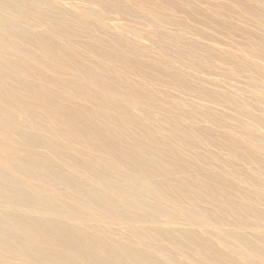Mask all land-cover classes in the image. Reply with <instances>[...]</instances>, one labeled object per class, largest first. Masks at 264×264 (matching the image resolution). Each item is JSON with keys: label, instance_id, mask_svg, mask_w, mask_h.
I'll list each match as a JSON object with an SVG mask.
<instances>
[{"label": "bare ground", "instance_id": "6f19581e", "mask_svg": "<svg viewBox=\"0 0 264 264\" xmlns=\"http://www.w3.org/2000/svg\"><path fill=\"white\" fill-rule=\"evenodd\" d=\"M97 1L0 0V264H264V0Z\"/></svg>", "mask_w": 264, "mask_h": 264}, {"label": "rangeland", "instance_id": "374dc122", "mask_svg": "<svg viewBox=\"0 0 264 264\" xmlns=\"http://www.w3.org/2000/svg\"><path fill=\"white\" fill-rule=\"evenodd\" d=\"M58 6L61 8L68 10L72 14H80L81 10L84 9L87 11V13L94 14L100 10V5L98 4L97 0H54ZM58 1V2H57ZM179 14H181L179 12ZM135 19L140 17L136 15L134 17ZM135 22V21H134ZM132 24V25H131ZM125 29V39L129 41L132 44H135L137 46H143V47H150L154 44L155 38L151 35H148L146 33H141L139 31H136L133 29V21L132 20H123L119 19L117 17H110L107 19L106 24L104 25L103 32L107 33L109 36L116 37L119 33H121L122 29ZM161 30L160 27H155V30ZM189 39H193L194 35L192 33L188 34ZM222 45V44H221ZM217 45L219 49L226 48L225 45ZM263 63V62H261ZM198 75L205 80L208 81H224L225 78L222 76L221 72H215L203 69L201 70ZM233 82H236L235 79H233ZM232 86L233 83L230 82Z\"/></svg>", "mask_w": 264, "mask_h": 264}]
</instances>
